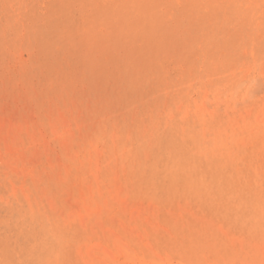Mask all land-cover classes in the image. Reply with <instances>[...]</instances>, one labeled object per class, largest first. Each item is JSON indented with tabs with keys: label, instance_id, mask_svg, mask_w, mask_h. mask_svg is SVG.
I'll list each match as a JSON object with an SVG mask.
<instances>
[{
	"label": "rangeland",
	"instance_id": "obj_1",
	"mask_svg": "<svg viewBox=\"0 0 264 264\" xmlns=\"http://www.w3.org/2000/svg\"><path fill=\"white\" fill-rule=\"evenodd\" d=\"M0 264H264V0H0Z\"/></svg>",
	"mask_w": 264,
	"mask_h": 264
}]
</instances>
